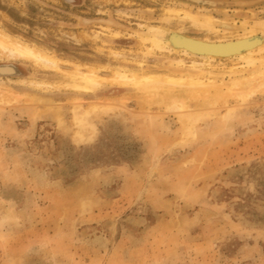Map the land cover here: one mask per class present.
I'll return each instance as SVG.
<instances>
[{"label":"rangeland","instance_id":"1","mask_svg":"<svg viewBox=\"0 0 264 264\" xmlns=\"http://www.w3.org/2000/svg\"><path fill=\"white\" fill-rule=\"evenodd\" d=\"M208 1L232 10L245 1L228 16L264 19V0ZM217 5L0 0L2 32L60 59L42 66L0 50L12 70L0 73V264H264V90L200 112L185 98L198 109L180 119L152 93L173 87L165 76L186 75L191 60L147 52L141 38L156 29L232 38L239 24L215 34L165 18L169 8L201 7L223 20ZM260 66L264 58L245 69L214 62L215 86L223 92ZM91 70L102 77L93 91L64 85V72ZM119 70L160 75L161 86H120ZM92 106L89 139L79 140L74 113Z\"/></svg>","mask_w":264,"mask_h":264},{"label":"bare ground","instance_id":"2","mask_svg":"<svg viewBox=\"0 0 264 264\" xmlns=\"http://www.w3.org/2000/svg\"><path fill=\"white\" fill-rule=\"evenodd\" d=\"M234 2V5L238 6L239 8H242L241 6L244 5L245 1ZM207 3H209L211 7H218L217 4L219 3L220 6L224 9L223 13L224 15H226V17L223 20L217 19L210 12V8L206 9L198 7L197 9L193 10L192 7L181 9L174 7L171 9L169 8L165 11L167 13L165 18L169 19L177 17L183 21L188 22L191 26L197 29L205 30L207 32L215 34H226L235 32L234 30L237 29L236 27L239 24V28L241 29L240 32L238 33L237 31L239 30H236L237 35H235L234 37L229 34L232 38H219L213 40L209 38L189 36L183 34L181 31L178 30L168 29L167 31H159L156 29L151 31L148 37H141L145 42H148L150 44L148 47L149 50L147 52L152 51L154 49L159 52H166L168 54L189 58L191 60V65L189 66L191 68L188 70L189 72L186 75H167L165 76V78L163 77L164 82L166 84L168 83L169 85H172L173 87H169L168 90H165L167 92H164L165 88L163 89V92L155 91V93H162L158 94V97L155 93H152L156 96V100L154 97H151V94H149V97L142 95V99H144L143 97H145L143 101H146V98H154L153 103L156 102L157 105H159L161 108L162 106H164V110L175 111L176 113L174 114H177L180 119L186 121L192 115V112H194L193 109L197 110L198 108H200L198 110L200 112L201 110H203V108H207L209 105V107L212 109V104H215L220 99L226 103L227 100L224 101V99L227 97L236 98L239 100V102L243 103L257 91L264 90V67L262 66H260L257 71L253 73L251 72L249 76L245 77L244 79H241L242 81L237 80L234 83L230 84L229 87L226 85V89L223 92L220 89L221 86H219L220 88H218V86H215L216 84H218V81L213 76V72L211 70L213 68L212 65L214 62H237L241 68L243 66L245 69L250 66L253 67L258 61H260V59H263L264 55L262 56V58L259 55L264 53V19H255L253 17L243 16L244 18H242V20L237 21L235 20L236 17L235 19L234 17L231 18L230 16H228V13L231 11L237 12V9H239L238 7L237 9L233 8L232 10L230 9V5H228V3L226 2H214L207 0ZM204 10L205 12H202ZM143 13H145V11ZM216 23L219 24L216 25ZM114 35H119V33L115 32ZM0 50L5 52V54H7L9 58L11 57L13 59H26L42 66H57L58 62L60 61V59L56 56L51 55L43 50H40L35 46L31 47V45L23 43L22 41L11 37L10 35L2 32L1 30ZM181 62L182 61H179V63L177 64H181L182 66L183 63ZM5 71L11 72L12 70L9 68H5L3 72ZM95 71H76L73 74L72 72H64L65 78H67L68 80V82L64 85L77 90L93 91V89L97 85H99V80L102 78L99 77ZM114 72L115 74L112 81L120 86H128L133 83L145 82L146 84L151 85L152 88H155L158 87L159 82L162 83V81H160L161 76H156L157 74L137 76L134 73L126 71L119 70ZM256 78L259 79L256 80ZM176 85H185L183 87H185L186 89L176 91L174 90V86ZM159 86L161 85L159 84ZM158 88H155V90H159ZM181 91L185 93L181 94ZM185 98H188L187 100L189 101L194 100L196 102L195 105L198 108H194L190 103L188 104V101ZM150 99H148V103ZM94 104L96 105V103ZM144 104H146V102ZM151 104L152 102H150V105ZM94 109L97 110L98 108L92 106L91 108H89V110L86 109V111H84L83 113H74V121L76 125L80 126V131H77L78 133L76 135L79 140L89 139V135L88 133L86 134L85 127L87 125L86 122L89 117L88 115L89 113L92 114L93 112H95ZM212 110H214V108ZM106 111H108V108ZM183 123L184 125H186L184 127L187 129L186 131H191L190 125L187 124V122L186 124L185 122Z\"/></svg>","mask_w":264,"mask_h":264},{"label":"trees","instance_id":"3","mask_svg":"<svg viewBox=\"0 0 264 264\" xmlns=\"http://www.w3.org/2000/svg\"><path fill=\"white\" fill-rule=\"evenodd\" d=\"M7 66L11 67V65H3V66H0V73H2V74H11L12 71L11 72H8V71L3 72L4 71L3 68L4 67H7Z\"/></svg>","mask_w":264,"mask_h":264}]
</instances>
